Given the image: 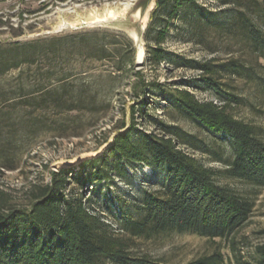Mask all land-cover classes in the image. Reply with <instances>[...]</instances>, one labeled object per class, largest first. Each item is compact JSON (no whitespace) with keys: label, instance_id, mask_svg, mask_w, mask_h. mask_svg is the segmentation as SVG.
Segmentation results:
<instances>
[{"label":"trees","instance_id":"1","mask_svg":"<svg viewBox=\"0 0 264 264\" xmlns=\"http://www.w3.org/2000/svg\"><path fill=\"white\" fill-rule=\"evenodd\" d=\"M155 2L144 36L146 61L199 74L165 84L141 81L143 74L135 70L140 86L143 93L156 91L168 112L191 116L211 139L145 111L144 117L159 128H138L135 117L128 127L122 123L102 154L53 171L50 183L30 187L25 203L0 189V264H169L137 253L134 246L137 239L173 234H196L214 243L209 253L180 264H264V243L247 257L238 238L255 213L256 198L218 182L224 172L227 178L264 187V125L232 111L248 100L235 80L264 92V0ZM174 38L211 58L167 49L164 43ZM136 54L125 34L105 29L0 42L1 173L19 169L42 137L94 126L110 110L112 103L92 83L96 78H86L79 65L109 62L114 69L109 75L117 79L120 72L135 69ZM194 89H206L214 98L202 100ZM141 102L147 107L146 100ZM137 110L134 106L133 116ZM87 114L90 119L83 118ZM184 145L210 153L213 161L223 163V171L205 165ZM141 165L163 180L140 191L136 215L122 210L115 223L106 220L86 187L101 191L98 185L126 178Z\"/></svg>","mask_w":264,"mask_h":264},{"label":"rangeland","instance_id":"2","mask_svg":"<svg viewBox=\"0 0 264 264\" xmlns=\"http://www.w3.org/2000/svg\"><path fill=\"white\" fill-rule=\"evenodd\" d=\"M125 3L131 4L124 11ZM133 5V0H0V42L4 44L18 40L30 41L75 31L105 29L110 32H122L135 45L134 38L129 31V26L136 24V20L130 16L134 10ZM155 7L156 2L152 0L149 9L145 12L147 26L151 22L150 16ZM109 10L119 11V17L117 19L109 17V20L102 23H91L96 19L95 16L102 18ZM121 20H126L128 25L123 30L118 26ZM143 43L145 45L144 39ZM164 45L167 49L175 50L188 57L211 58L207 51H202L190 43L179 42L175 38L169 39ZM221 57L227 58L225 55ZM77 69L86 72L85 77L88 79L96 78V81L92 82L93 85L101 91L103 98L112 103V106L99 120H96L94 126H77L63 134L56 131V134L49 133L42 137L31 153L26 155L25 162L19 169L5 170L2 173L0 170V189L11 191L19 203L26 202L27 191L33 184L50 183L53 171L73 165L78 166L82 160L102 154L115 134L119 132L118 128L122 123L127 124L128 127L135 117L138 128L143 127L145 130L159 128L149 118L144 117L145 111L160 120L177 122L186 131L192 132L202 139H211L206 131L195 124L191 116L189 117L177 109L168 112L167 108H163L166 101L159 98L156 91L143 93L144 88L140 86L142 79L157 80L165 84L175 82L180 84V82L197 76L199 72L196 70L179 67L168 62H162L159 67H155L145 61L143 67L135 66V69L120 72V76L113 79L109 73L114 72V69L109 62L99 63L89 60L79 65ZM135 70H140L143 74L144 78L141 77V81ZM235 84L239 86L242 96L248 100L243 105L233 107L232 111L246 121L264 125V92L256 84L250 85L242 79L235 80ZM194 91L202 100L214 98L206 89H194ZM142 100L148 102L147 107L140 106ZM134 106L138 110L133 116ZM90 116L87 114L83 118L90 119ZM158 132L161 133L160 130ZM199 145L203 146L200 143ZM182 147L205 165L223 171V163L213 161L214 157L210 153H205L190 145ZM129 173L130 176L126 178H115L114 182L107 181L98 185L97 188L101 191H93L91 185H88L85 190L86 195L90 193L93 199L98 200L102 216L113 223L121 217L122 210L136 215V200L140 191L163 180L162 175L156 176L155 171L146 165L132 168ZM223 173L218 178L220 184L228 185L244 196L256 198L255 213L238 236L243 252L249 257L255 245L264 243V187L259 188L237 178H227ZM113 228L116 229L117 225H113ZM135 244L134 249L137 253H148L169 264H180L195 259L201 254L209 253L214 247L212 241L196 234L166 235V237L149 241L137 239ZM224 251L226 254L229 253L228 249Z\"/></svg>","mask_w":264,"mask_h":264},{"label":"water","instance_id":"3","mask_svg":"<svg viewBox=\"0 0 264 264\" xmlns=\"http://www.w3.org/2000/svg\"><path fill=\"white\" fill-rule=\"evenodd\" d=\"M134 5H133V12L130 14L134 20H136V24L129 26L131 31V35L134 38L136 49H137V54H136V67L140 68L143 67L145 64V57H146V50H145V45L143 43V39L146 33V28L147 24L144 23V15L145 12L149 9L151 1L152 0H133ZM121 27L120 29L123 30L128 27L126 20L120 22Z\"/></svg>","mask_w":264,"mask_h":264},{"label":"bare ground","instance_id":"4","mask_svg":"<svg viewBox=\"0 0 264 264\" xmlns=\"http://www.w3.org/2000/svg\"><path fill=\"white\" fill-rule=\"evenodd\" d=\"M131 3H125V8H124V11L127 10V8L130 6ZM152 7V6H151ZM123 11V12H124ZM119 11H114V10H109L107 11V13L105 14V16H103L102 18L100 17H96L95 16V20H92L91 23H102V22H105L107 20H109V17H113V19H117V17H119L118 15ZM94 18V17H93ZM147 21V17L146 15L144 16V23H146ZM99 25V24H98Z\"/></svg>","mask_w":264,"mask_h":264}]
</instances>
